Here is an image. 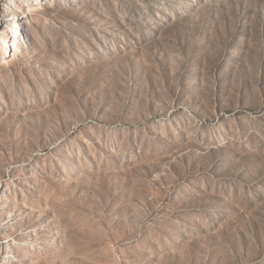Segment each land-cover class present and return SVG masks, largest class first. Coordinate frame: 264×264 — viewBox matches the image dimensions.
Masks as SVG:
<instances>
[{
    "label": "rangeland",
    "instance_id": "1",
    "mask_svg": "<svg viewBox=\"0 0 264 264\" xmlns=\"http://www.w3.org/2000/svg\"><path fill=\"white\" fill-rule=\"evenodd\" d=\"M0 264H264V0H0Z\"/></svg>",
    "mask_w": 264,
    "mask_h": 264
}]
</instances>
